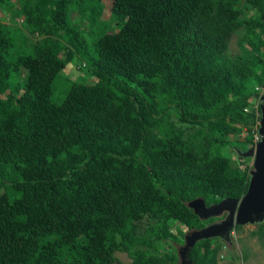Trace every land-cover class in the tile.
I'll return each instance as SVG.
<instances>
[{
	"label": "trees",
	"instance_id": "16d2710c",
	"mask_svg": "<svg viewBox=\"0 0 264 264\" xmlns=\"http://www.w3.org/2000/svg\"><path fill=\"white\" fill-rule=\"evenodd\" d=\"M109 3L0 0V264H176L186 230L216 219L188 202L248 188L264 0ZM225 244L188 259L217 264Z\"/></svg>",
	"mask_w": 264,
	"mask_h": 264
},
{
	"label": "water",
	"instance_id": "95a60500",
	"mask_svg": "<svg viewBox=\"0 0 264 264\" xmlns=\"http://www.w3.org/2000/svg\"><path fill=\"white\" fill-rule=\"evenodd\" d=\"M260 97L262 103L258 133L261 139L247 150L240 151L242 157L253 158L248 188L240 198H224L209 206L205 205L201 197L188 202V206L201 219L219 217L223 214L225 216L199 229H191L184 234V242L178 248L180 264H193L188 259V252L197 241L219 237L225 242H229L231 231L235 225L252 224L264 219V94Z\"/></svg>",
	"mask_w": 264,
	"mask_h": 264
},
{
	"label": "rangeland",
	"instance_id": "374dc122",
	"mask_svg": "<svg viewBox=\"0 0 264 264\" xmlns=\"http://www.w3.org/2000/svg\"><path fill=\"white\" fill-rule=\"evenodd\" d=\"M106 5L107 7L110 5L109 0H106ZM237 38L238 33L233 34L230 39L228 51L231 54H235L238 52ZM70 65L71 67H69L70 69L68 73H70V78L72 80L89 84L95 81V76L89 72V67H85L82 65L78 66L74 63ZM65 90L66 85L64 84L63 78L57 79L54 82L53 87V100L55 102H60L61 100H63ZM260 91H258V94L261 93ZM258 94L255 95V100L253 102L254 108L257 103L258 106L262 103L261 97H259ZM239 146L242 151H245L249 148V145L246 142H239ZM246 163L252 165L253 158H249ZM257 229L258 227L252 226L251 224L241 225L240 229L233 228L231 239L229 240V242H226V244L220 250V255H223V259L220 260V264H264V237L259 236V234H251L252 230ZM187 231L189 230L187 229L186 232ZM116 255L123 264L132 263V259L125 251H117ZM176 264H179V262H177Z\"/></svg>",
	"mask_w": 264,
	"mask_h": 264
},
{
	"label": "built area",
	"instance_id": "2783aa9c",
	"mask_svg": "<svg viewBox=\"0 0 264 264\" xmlns=\"http://www.w3.org/2000/svg\"><path fill=\"white\" fill-rule=\"evenodd\" d=\"M261 90V91H260ZM255 91L257 92V94H258V91H260L261 93L260 94H258V96L260 97L262 94H264L263 92H264V86H256L255 87ZM256 94V95H257ZM262 101V100H261ZM261 105V104H260ZM260 105L258 106V103L255 105V112H256V114L258 115V116H256L257 117V119H256V122L254 123V124H252V133H253V140H254V143L256 144L260 139H261V136H260V134L258 133V128H259V120H260V116H261V111H260V113H258V111H259V108H260ZM260 114V115H259ZM254 144V145H255ZM231 233H232V231H231ZM217 264H220V260L218 261V263Z\"/></svg>",
	"mask_w": 264,
	"mask_h": 264
},
{
	"label": "flooded vegetation",
	"instance_id": "af4514ba",
	"mask_svg": "<svg viewBox=\"0 0 264 264\" xmlns=\"http://www.w3.org/2000/svg\"><path fill=\"white\" fill-rule=\"evenodd\" d=\"M225 216V214H223V215H221V216H219V217H216V219L214 220V221H216V220H220V219H222L223 217ZM213 222V221H212ZM264 222V220H262V221H258V222H254V223H248V224H251L252 226H256V227H258V225L259 224H261V223H263ZM180 264V263H179Z\"/></svg>",
	"mask_w": 264,
	"mask_h": 264
}]
</instances>
